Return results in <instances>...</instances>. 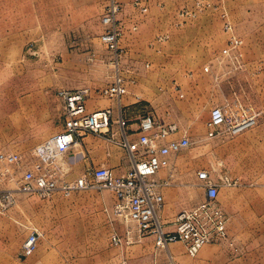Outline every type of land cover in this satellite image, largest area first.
I'll list each match as a JSON object with an SVG mask.
<instances>
[{
    "label": "rangeland",
    "instance_id": "1",
    "mask_svg": "<svg viewBox=\"0 0 264 264\" xmlns=\"http://www.w3.org/2000/svg\"><path fill=\"white\" fill-rule=\"evenodd\" d=\"M109 1L0 0V36L13 35L8 40L10 51H0L2 59L9 61L4 62L8 66H0V104L4 107L12 102L9 98L13 93L23 94L27 89L28 77L34 75L38 80L43 74L50 77L49 91L53 98L58 89L76 91L87 88L93 95H98L102 88L112 83L117 70L126 81L129 78L135 79L134 84H128V90L131 92L136 89L137 94L138 87L144 84L146 76L142 70H134L133 67L166 64L170 66L167 70L157 72L161 80L156 98L150 99L145 92H141L138 99L131 95L122 99L131 97V101H137L144 108L146 115L150 112L156 114L157 111L158 117L167 123L175 122L180 125V135L186 134L182 129H188L194 134V139L199 140L209 110L215 106L233 104L231 99L223 98L219 85L213 83L222 72H237L218 60L229 37L225 35L224 44L220 36V33L226 34L222 29V16L226 15L230 19L227 9L219 4L220 0H173L171 6L165 8L159 7L157 1L160 0H144L147 10L140 13L133 7L132 0H116L120 5L116 24L120 33L119 47L122 50L116 66L113 54L100 41V36L106 30L101 18ZM252 1L258 2L259 15L264 17V0ZM204 22L208 23L206 27L203 26ZM127 24L131 28L139 25V29L132 31L127 28ZM128 30L135 34L127 35ZM193 34L194 37H190ZM163 36H167V39L157 42V38ZM192 38L196 44L188 46ZM205 66L211 67V73L203 72ZM173 71L184 74H181L183 77L180 75L181 79L176 83L175 80L168 79L172 77ZM191 76L198 81L194 85L197 90L190 83ZM210 81L213 89L208 99L203 97L202 91L209 86ZM151 86L154 85L144 86V91L149 95L152 93ZM175 86L179 87L182 98L174 91ZM240 90L248 96L234 102L252 108L255 100L250 96L251 86L244 85ZM196 91H199L198 94ZM191 109L194 115L188 117L187 113ZM4 111V121L9 120L10 114L6 113V109ZM55 117L60 119L61 116ZM52 124L54 126L53 122ZM61 124L62 121L59 128ZM0 134L4 139H10L14 133L3 131ZM33 134L36 141H40L46 133ZM101 139L106 144L107 141ZM190 140L191 146L179 155L192 161L196 173L206 170L212 179L218 181L224 175V167L220 166L218 159V149L209 141L193 143L191 138ZM23 142H7L8 146L1 147L0 150L26 157L32 148L23 146ZM107 144L118 148L111 143ZM254 166L256 165H251L253 168ZM261 166L256 167L259 169ZM69 179H75L74 168ZM232 180L237 183L235 187L221 186L218 191H223L224 188L250 191L252 188L251 182L241 185L238 180ZM114 202V196L108 190L84 191L68 198L56 193L44 200L35 196H18L11 209L0 212V264H26V259L32 262V256L41 254L46 259L44 264H118L123 257H137L138 252L152 254V243L145 239L150 236L142 237L145 240L141 242L140 239L139 243L133 245L118 248L110 246L111 233L122 235L124 231L130 230L131 235L136 236L134 224L125 218V214L118 216L113 213ZM216 204L220 208L218 200ZM224 214L228 220L227 240L211 245H222V248L224 246L232 251L227 255L228 259L225 262L219 261V264H240V261L235 263L236 253L233 252L237 249L234 238L229 234L230 231L236 232V228H229V216L225 212ZM35 231L41 234L37 248L33 255L23 256L22 245L26 237ZM248 231L255 240L260 241L257 246L264 247V228ZM253 252L260 258L247 259L244 264H264V253Z\"/></svg>",
    "mask_w": 264,
    "mask_h": 264
},
{
    "label": "built area",
    "instance_id": "2",
    "mask_svg": "<svg viewBox=\"0 0 264 264\" xmlns=\"http://www.w3.org/2000/svg\"><path fill=\"white\" fill-rule=\"evenodd\" d=\"M132 5L140 13L147 10L144 0H132ZM119 11L117 1L110 0L101 18L106 30L100 36L101 43L113 54L116 66L119 52H122L116 24ZM222 18V29L229 37L218 60L240 71L244 68L241 51L243 41L233 33L228 17L223 15ZM136 29L135 26L131 28L132 31ZM166 39L167 36L158 37L157 42ZM203 72L211 73V67L205 66ZM134 83V79L126 81L117 70L112 83L101 89L99 95L103 99L119 100L129 94L128 84ZM174 91L180 98L183 97L178 86L174 87ZM56 96L62 102L64 116L63 129L59 133L33 147L26 157L0 150V212L11 209L20 195L44 200L56 193L68 198L79 192L108 190L115 200L113 213L118 216L125 214V218L134 224L136 233V236L131 235L130 230L124 231L122 235L111 233L110 246H129L139 243L142 237L151 236L155 252L167 253V259L159 262L155 258L148 264H178L168 253V247L173 244L183 245L186 256L192 259L206 245L227 240L228 220L216 204L221 186L232 188L237 184L227 177L223 176L216 181L208 171H198L196 176L205 199L178 212L171 222V231L165 230V224L159 217L164 208L160 190L170 185L172 176L169 174L166 180H158L156 175L170 167L168 157L180 154L192 144L186 134L180 135V129L175 123L161 124L151 115H146L139 121L138 137L130 141L125 131L127 123L120 115L113 120L109 108L87 111L89 89H61L56 91ZM257 121L258 114L240 102L215 106L209 111L205 122V137L208 140L232 139L256 127ZM113 125L117 127L116 131L111 130ZM86 134L103 138L124 151L130 162V169L125 175H116L110 168L99 167L69 179L63 158L77 144L78 139ZM40 237L41 234L36 231L27 236L22 245L23 256H29L36 250ZM118 264H128V261L123 257Z\"/></svg>",
    "mask_w": 264,
    "mask_h": 264
},
{
    "label": "crops",
    "instance_id": "3",
    "mask_svg": "<svg viewBox=\"0 0 264 264\" xmlns=\"http://www.w3.org/2000/svg\"><path fill=\"white\" fill-rule=\"evenodd\" d=\"M157 2L159 3V7L163 6L165 8L171 6V3L174 1L160 0ZM219 4L226 8L230 15L229 20L233 28V33L243 41L241 51L243 54L244 69L235 73L226 72L222 74V72L217 78V81L213 83L219 85L218 89H220L223 98L231 99L233 103L234 100H244L248 96V94L240 90V87L250 85L252 88L250 96L255 100L251 109L254 108L253 110L258 114L257 125L237 137L225 140L206 139L205 126L201 131L199 140L194 139V134L190 130H182L184 133L186 132V136L189 139L191 138L193 140V143L209 141L213 144V147L218 149V159L220 166L222 165L224 167L222 168L224 177L236 179L241 185L251 182L252 188L250 191H245L243 188L242 190L244 191H233L224 188L225 190L218 191L217 196L220 208L229 216L231 222L229 228L232 226L236 228V232H229L230 236L234 238V245L237 249L233 252V254L236 253L235 263L240 261V264H244V261L247 259L255 260L260 258L256 256L253 250L258 253H264V247L257 246L260 241L258 239L256 241L250 234V231H248L254 228H264V17L259 15L258 2L252 0H220ZM206 24L208 23L204 22L203 26L205 25L206 27ZM127 28H131L129 24H127ZM137 29H139V25ZM202 33L205 34L203 31ZM133 34L135 33L128 30L127 35ZM225 35L228 34L220 33L224 44L226 41ZM12 36H0L1 52L10 51L9 49L11 47L8 46V40ZM190 37H194V34L190 35ZM195 44L194 38H192V42L189 41L187 45ZM4 45L6 46L5 48L3 47ZM1 52L0 55L2 56ZM1 56L0 66L3 67L5 65L4 62L7 63L9 61H5ZM169 67L166 64H146L142 68L139 66L133 67L134 70H142L146 77L143 82L144 84L138 87L137 94L139 95L135 94L136 89H132L128 95L134 96L136 99V97L140 98L141 92H145L148 98H156L161 80L157 72L161 71V69L167 70ZM181 74L183 73L180 71H173L172 77L168 79H173L176 83L181 79ZM28 79H30V82H28ZM35 79L36 77L34 75L28 77L27 89L23 94L13 93L9 98L12 102L6 104L4 107L0 104V133L3 131L14 133L10 139H4L2 134H0V148L7 147V142L11 141L19 143L24 141L23 146L33 148L63 129V105L56 96V93L55 98L50 94V77L44 76L43 74L38 80ZM190 80L193 89L197 90V87L194 85L198 81L192 76ZM213 83L210 81V84L208 83L209 86L202 91L203 97L210 99ZM147 84L155 86H151L153 87L152 93H150L151 95L144 91V86ZM196 92L198 94L199 91ZM131 99V97H127L126 99H122L121 97L119 100H104L100 97L99 92L98 95L90 93L86 101V109L88 112H92L109 108L112 111L113 120L120 115L127 123L125 131L128 134V139L134 141L138 137L139 121L146 116V112L144 113V108L137 101L136 103L131 101ZM4 109H6L8 115L10 114L9 120L4 121ZM155 112L156 114L150 112L147 115H151L158 123L167 124L166 121L158 117L157 111ZM57 115L61 116L60 119H56L55 116ZM192 115H194L193 109L187 113L188 117ZM61 121V128H59ZM177 126L179 129L181 128L180 125ZM111 130L116 131L117 127L113 125ZM36 132L46 134L42 136L43 138L40 141H36V137L33 134ZM168 160L170 167L161 170L156 175V179L166 180L169 174L172 176L170 185L160 190L164 208L159 214L162 223L165 224V230L171 231L173 230L171 222L175 215L184 209L191 208L202 202L205 199V195L204 191H201L203 189L197 179L196 169L193 163H191L192 161L181 157L179 154L168 157ZM63 164L68 169L69 178L71 177L73 168L75 170V178L92 168H110L116 175H125L130 169V162L124 151L107 144V142L105 144L100 137L90 134H86L78 139L77 144L64 156ZM251 165H256L257 167L258 165L262 166L258 169L256 166L254 168L251 167ZM145 239L152 243V254L138 252L137 257L135 255L129 258L125 257L129 260H127L128 264H148L155 258L159 262H164L167 259V253L155 252L153 237L150 236ZM145 239H141V242ZM255 247L256 250L254 249ZM231 252L224 246L222 248V245L209 244L203 247L195 258L191 259L186 256L183 245L177 243L168 247V253L178 264H219L220 262H225L228 259L227 255L229 253L231 254ZM130 258L133 262L130 261ZM31 259L33 260L32 262L26 259L25 263L44 264L46 260L44 254L32 256ZM14 264L19 263L14 262Z\"/></svg>",
    "mask_w": 264,
    "mask_h": 264
}]
</instances>
